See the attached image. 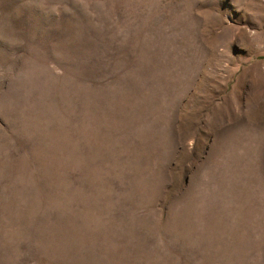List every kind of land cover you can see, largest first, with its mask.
Returning <instances> with one entry per match:
<instances>
[{"label":"rangeland","instance_id":"obj_1","mask_svg":"<svg viewBox=\"0 0 264 264\" xmlns=\"http://www.w3.org/2000/svg\"><path fill=\"white\" fill-rule=\"evenodd\" d=\"M0 264H264V0H0Z\"/></svg>","mask_w":264,"mask_h":264}]
</instances>
